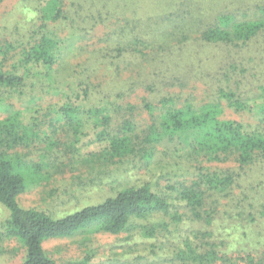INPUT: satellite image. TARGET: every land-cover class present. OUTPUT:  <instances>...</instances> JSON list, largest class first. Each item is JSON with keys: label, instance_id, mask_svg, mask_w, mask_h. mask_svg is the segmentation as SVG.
I'll return each mask as SVG.
<instances>
[{"label": "trees", "instance_id": "16d2710c", "mask_svg": "<svg viewBox=\"0 0 264 264\" xmlns=\"http://www.w3.org/2000/svg\"><path fill=\"white\" fill-rule=\"evenodd\" d=\"M67 2L33 0V21L16 20L0 34V202L9 209L2 235L22 244L21 264H58L43 243L92 225L118 234L132 220H141L145 223L138 230L153 238L172 225L152 222L155 215L174 221V228L185 225L173 241V264H264L261 239L248 240L261 246L260 254L233 248L227 239L239 230L245 237L254 235V226L264 230V0H139L130 18L105 4L87 6L89 22L73 31L87 35L98 20L129 27L130 40L115 51L132 54L133 64L143 71L131 74L121 91L102 92L92 81L98 78L95 61L89 60L73 83L76 88L62 93L56 113L72 127L75 140L89 118L100 124L95 138L103 146L86 153L84 161L106 167L130 157L146 163L156 154L172 156L175 161H166L171 168L165 175L173 182L167 192L149 181L126 184L99 202L58 217L19 206L17 198L27 189L19 169L28 155L18 148L35 142L41 123L26 122L13 99L31 95L34 102L50 91L46 86L54 81L53 70L69 45L56 33L58 22L70 16ZM137 91L157 95L154 103L141 100L148 117L139 118L141 122L123 118L111 128L122 108L133 115L137 106L119 100ZM28 167L31 173L43 168L38 162ZM88 261L84 257L66 264Z\"/></svg>", "mask_w": 264, "mask_h": 264}, {"label": "rangeland", "instance_id": "374dc122", "mask_svg": "<svg viewBox=\"0 0 264 264\" xmlns=\"http://www.w3.org/2000/svg\"><path fill=\"white\" fill-rule=\"evenodd\" d=\"M138 2L139 0H68L66 10L70 16L58 22L56 33L59 37L67 38L69 45L64 51V59L53 70L54 81H50L51 84L46 86L50 91L37 95L39 98H35L34 102L30 100L31 95H23L21 100L18 97L13 99L14 109L23 111L26 122L36 119L41 123V130L35 142L18 148L20 153L28 155L23 156L24 164L19 169L27 182V189L17 198L20 207H37L58 217L84 205L99 202L126 184L136 185L149 181L153 188L167 192L166 186L173 182L167 180L171 175H165V171L171 168L166 161L172 163L175 161L172 156L156 154L149 160L150 163L149 161L143 163L141 160L130 157L123 162L106 165V167L84 161L86 153L97 151L103 146V143L95 138L101 129L100 124H94L89 118L86 123L84 122L85 126L82 127L78 140H75L72 127L56 113L62 93H70L76 88L73 83L77 82L76 79L80 76L81 70L84 73L83 68L87 67L89 60L95 61L98 78L92 81H95L97 85L100 84L99 88L102 92L113 94L121 91L127 84L128 78L132 77L131 74L136 75L143 71L141 66L133 64L132 54L115 51L118 46L124 44L123 42L130 40L129 27L128 31L127 26L124 27L116 21L98 20L89 29L87 35L73 31L75 28L83 29L89 22L87 18L90 12L87 6L101 7L105 4L115 14L130 18L134 16L131 12ZM147 2L154 4L156 0H147ZM32 3L33 0L0 1L1 36L5 27L9 28L16 20L19 24H27L26 19L33 21L34 14L29 8ZM24 5L28 6L24 7ZM140 15H143V12ZM135 63L140 65L137 61ZM56 81H60V84ZM106 82L108 85H104ZM62 89L63 92H60ZM142 98L154 103L157 95L147 91L123 95L119 100L121 105L128 102L135 104L137 108L133 115L122 108L116 118H113L110 127H115L118 121L130 116L139 122H141L139 118L148 117L141 106ZM2 107L0 104V108ZM3 116L4 114L0 112V117ZM233 116L253 121L251 116ZM32 162H38L39 166L43 167L42 170L31 173L28 165ZM29 177L37 179L32 181ZM8 215L9 209L0 202V264H21L25 254L22 244L13 238L5 240L6 238L2 235V223ZM150 220L169 222L172 225L168 230H161L153 238H145L140 233L137 227L145 223L141 220H132V224L118 234L100 232L95 225H92L72 236L49 239L43 243V247L58 264H66L68 261L80 260L84 257L89 258L88 264H173L171 262L173 241L174 239L176 241L178 233L184 232L185 225L181 226V223H178L174 228V221L162 215H155ZM251 228H254V235L245 237L244 232L239 230L233 239H227L231 240L230 245L233 248H245L260 254L263 252L258 249L261 246L257 244L251 246V241L257 237L256 239H261L264 245V230H260L258 226ZM245 229L249 232L248 226ZM249 239H251L250 242H248Z\"/></svg>", "mask_w": 264, "mask_h": 264}]
</instances>
